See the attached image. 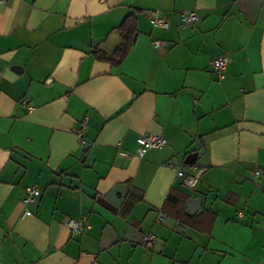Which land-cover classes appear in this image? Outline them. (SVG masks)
<instances>
[{"label":"crops","instance_id":"1","mask_svg":"<svg viewBox=\"0 0 264 264\" xmlns=\"http://www.w3.org/2000/svg\"><path fill=\"white\" fill-rule=\"evenodd\" d=\"M129 15V55L99 60ZM0 72V264H264V0H7ZM150 133L168 145L135 156ZM191 154L206 169L193 189L168 166L193 172ZM119 185L121 207L107 200ZM34 186L41 197L22 218ZM149 234L158 241L145 247Z\"/></svg>","mask_w":264,"mask_h":264},{"label":"built area","instance_id":"2","mask_svg":"<svg viewBox=\"0 0 264 264\" xmlns=\"http://www.w3.org/2000/svg\"><path fill=\"white\" fill-rule=\"evenodd\" d=\"M7 0H0V3H4ZM197 14L193 11H186L181 14V21L183 26H190L191 24L195 23L197 21ZM152 24L155 27H162V28H168L169 23L165 20L164 17H162L158 12H154L151 16ZM153 45L155 48H159L162 46V43L160 41L155 40L153 42ZM231 58L227 55H222L212 62V67L215 70V72L218 74L219 78L222 79L225 76V72L227 70V67L230 63ZM2 79V74L0 72V81ZM87 125V118L83 121L82 127L80 130L77 131V134L79 135L81 142L85 143L83 140L82 134L84 133ZM138 147L136 149V152L134 153L135 156L139 158H143L147 152L151 150H161L165 148L168 145V140L157 134H145L140 136L137 139ZM120 146V145H119ZM121 155L123 157H131L133 154L129 151H121ZM168 166L176 172L177 176L182 179V183L185 187L189 189H193L197 186L199 179L201 178L202 174L205 173V168H199L196 169L193 166H186L188 169L193 170V172H185L183 170V164H177L174 160H170L168 162ZM264 170L259 168L255 170V176L260 177L263 174ZM42 194V191L39 187H30L27 188L25 191L24 198L22 200V206L24 207L25 211L22 215V218L32 216L33 212L31 210V207L33 205H36L38 200L40 199ZM244 213L241 211L238 213L239 218H243ZM164 220L163 213H160L158 215V222H162ZM65 225L68 227L72 235H78L82 233L85 229V225L83 221L74 220V219H67L65 221ZM88 227V226H87ZM158 241L157 237L153 234L146 235L143 239V244L145 247H152L156 242Z\"/></svg>","mask_w":264,"mask_h":264},{"label":"trees","instance_id":"3","mask_svg":"<svg viewBox=\"0 0 264 264\" xmlns=\"http://www.w3.org/2000/svg\"><path fill=\"white\" fill-rule=\"evenodd\" d=\"M118 31L121 34L122 42L112 55H107L100 51L95 52V55L99 60L109 62L113 66L121 65L134 46L133 39L138 32L136 17L134 15H129L128 17H126L123 20L122 24L118 27ZM139 200H142V197H140ZM134 202L135 201L129 203L127 205V209H130ZM168 202L169 203H167V205L172 204L175 209H178L180 211L183 210L178 207L179 200L177 198H173L172 195L169 196ZM180 211H177V214H179Z\"/></svg>","mask_w":264,"mask_h":264},{"label":"water","instance_id":"4","mask_svg":"<svg viewBox=\"0 0 264 264\" xmlns=\"http://www.w3.org/2000/svg\"><path fill=\"white\" fill-rule=\"evenodd\" d=\"M135 40H136V37L134 41ZM196 161H197V154H191L187 156L186 160L184 161V164L187 166H193L196 164ZM121 190H125V193H123ZM126 191H127V187L125 185H119L107 196V200L113 203L114 205H116L117 207H121L122 202L126 196ZM200 204H201L200 200L194 199L191 202V205L189 206L190 214L196 213Z\"/></svg>","mask_w":264,"mask_h":264}]
</instances>
